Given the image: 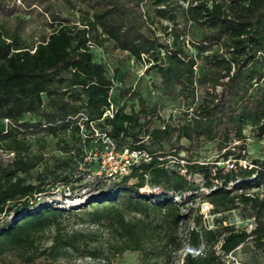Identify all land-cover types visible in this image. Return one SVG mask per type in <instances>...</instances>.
<instances>
[{
    "label": "trees",
    "instance_id": "16d2710c",
    "mask_svg": "<svg viewBox=\"0 0 264 264\" xmlns=\"http://www.w3.org/2000/svg\"><path fill=\"white\" fill-rule=\"evenodd\" d=\"M21 6H34L50 31L26 43L27 19L0 0V150L11 156L0 159V257L16 253L28 264L42 257L56 264L75 253L109 261L130 252L141 264H224L245 244L264 256V147L241 164L246 129L264 140V0H22ZM156 21L166 23L164 38ZM191 26L198 32L186 40ZM106 45L145 63V77H153L148 97L125 87L118 69L96 57L94 50ZM164 101L182 108L164 117ZM40 136L54 141L53 154L34 149ZM205 145L215 159L204 163L193 154ZM111 147L145 152L149 160L127 175L103 174L107 183L96 189L102 195L82 211L40 202L59 187L80 186L96 165L92 154ZM227 161L232 169L218 164ZM196 199L211 206L214 228L182 235V211ZM231 212L253 228L225 224L222 216ZM64 216L108 238L62 232ZM51 230L50 244L38 250Z\"/></svg>",
    "mask_w": 264,
    "mask_h": 264
},
{
    "label": "rangeland",
    "instance_id": "374dc122",
    "mask_svg": "<svg viewBox=\"0 0 264 264\" xmlns=\"http://www.w3.org/2000/svg\"><path fill=\"white\" fill-rule=\"evenodd\" d=\"M10 4L14 3L18 7V11L15 15L27 19V24L25 25L22 37L26 43L31 44L40 39V37L50 31L48 27L44 25V20L40 16L35 8L22 7V0H8ZM144 10L150 16H153V10L148 6L144 5ZM75 19V18H74ZM8 26L13 27L15 25L14 17L7 19ZM166 25L165 22L156 21L154 28L157 35L161 38L163 36L162 27ZM179 27H184L182 23ZM185 39L189 40L195 34L197 30L194 27H186ZM107 47L95 49V55L97 58L104 59L110 68V70L118 69L119 75L123 79L125 87L135 88L143 97L149 96L148 83L152 79V74L149 73L145 77V70L147 66L143 61H136L129 57L126 53H121L119 51H113L108 45ZM154 95V92H151ZM165 100V99H164ZM165 102V101H164ZM182 108L181 102H165V108L162 112L164 117H167L170 113L176 114L178 110ZM246 162L244 165H248L250 160L258 158L261 155V150L264 147V140L257 141L251 137L249 129H246ZM34 149L36 151H43L45 154L51 155L54 153V141L50 138L40 136L36 139L34 143ZM194 159L200 162L213 161L215 159V153L211 150L209 145L202 146L200 149L193 154ZM116 160L119 161L121 158V153L116 154ZM11 156L1 152L0 159L2 161H7ZM96 162L95 167L91 172H85V179L82 181L80 186L76 187L74 190L59 187L52 191L50 195L45 196L40 202L57 207L59 209H64L67 211H82L86 206L97 197L102 195L100 190H96L97 186L106 182L104 175H108L110 172V167L114 166L110 160L106 158V151L99 153L95 152L91 156ZM180 157H184V154H180ZM220 166H225L224 162L218 163ZM174 165V164H171ZM109 176V175H108ZM190 180L201 183L202 180L198 176L189 177ZM107 183V182H106ZM149 189L141 190V193L148 192ZM209 190L202 189L200 193H207ZM200 195V194H197ZM186 195L182 197L173 196V200L176 202H181L185 199ZM191 208L190 210L183 209V214L185 215L184 223L182 226V235L185 234L187 228H206L213 229L215 225V216L210 213L211 206L202 199H196L193 204H188ZM198 215H201V219L198 221V225L195 224V219ZM221 217V216H219ZM225 224H232L238 229H246L250 231L253 228L252 221L247 219H241L238 212H231L229 214H224L222 216ZM62 232L69 233L71 231H82L86 234H95L102 242H105L108 235L105 231L98 229L94 226L88 224H82L80 218L75 216L66 217L62 219ZM54 231H46L39 241L36 243L38 250L48 246L50 244L51 237ZM224 264H264V256L256 253L250 244H245L237 248L231 255L223 257ZM181 261L178 262V264ZM0 264H28L25 256H20L16 253H5L0 257ZM32 264H51L48 258L42 257L34 261ZM56 264H141L139 261V255L137 253H124L123 255L110 257L107 260H91L90 258H82L80 253L71 254L66 258L60 260ZM175 264L177 262L175 261Z\"/></svg>",
    "mask_w": 264,
    "mask_h": 264
},
{
    "label": "built area",
    "instance_id": "2783aa9c",
    "mask_svg": "<svg viewBox=\"0 0 264 264\" xmlns=\"http://www.w3.org/2000/svg\"><path fill=\"white\" fill-rule=\"evenodd\" d=\"M111 112H112V107H110L109 110H107L104 113V117L105 116H111ZM80 128L82 129V126H80ZM104 142H109L108 140H104ZM121 153V158L119 159V161L116 160L117 156H116V152L113 151V147L110 148L109 151L106 152V158L108 160L111 161V163L114 164V166L110 167V172H109V176L110 175H127L130 172V168L132 165L134 164H138L141 161H147L149 160L148 155L145 152L142 151H128V149H124L122 152H118ZM243 162V161H242ZM241 162V163H242ZM244 165V163H243ZM225 166L227 169H232L234 167L233 162L231 161H227L225 162Z\"/></svg>",
    "mask_w": 264,
    "mask_h": 264
}]
</instances>
